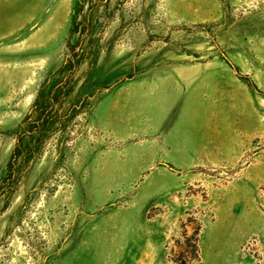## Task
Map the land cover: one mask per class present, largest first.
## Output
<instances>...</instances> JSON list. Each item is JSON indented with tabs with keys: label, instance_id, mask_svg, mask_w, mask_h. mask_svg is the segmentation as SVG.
I'll use <instances>...</instances> for the list:
<instances>
[{
	"label": "rangeland",
	"instance_id": "rangeland-1",
	"mask_svg": "<svg viewBox=\"0 0 264 264\" xmlns=\"http://www.w3.org/2000/svg\"><path fill=\"white\" fill-rule=\"evenodd\" d=\"M0 264H264V0H0Z\"/></svg>",
	"mask_w": 264,
	"mask_h": 264
}]
</instances>
